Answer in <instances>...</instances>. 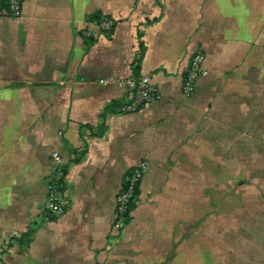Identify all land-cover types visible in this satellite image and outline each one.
I'll list each match as a JSON object with an SVG mask.
<instances>
[{"label":"crops","instance_id":"obj_1","mask_svg":"<svg viewBox=\"0 0 264 264\" xmlns=\"http://www.w3.org/2000/svg\"><path fill=\"white\" fill-rule=\"evenodd\" d=\"M199 51L208 74L185 96ZM142 76L160 100L119 113L125 81ZM53 153L67 206L45 220ZM142 161L137 207L117 231L123 178ZM0 264H264V0L0 11Z\"/></svg>","mask_w":264,"mask_h":264},{"label":"built area","instance_id":"obj_2","mask_svg":"<svg viewBox=\"0 0 264 264\" xmlns=\"http://www.w3.org/2000/svg\"><path fill=\"white\" fill-rule=\"evenodd\" d=\"M0 11L12 17H20L22 11V0H0ZM114 22L110 19H103L98 24L101 32L109 34L114 29ZM86 37L94 36L87 32ZM205 55L199 51L195 53L189 63V68L185 76L182 92L185 96L195 93L197 82L207 76L204 68ZM125 86L129 92V102L121 106L118 112L121 114H135L148 104L160 100L158 89L153 85L150 76L140 78H130L125 81ZM53 170L47 179V196L42 215L45 220H54L66 212L65 185L66 168L60 154L51 155ZM149 171V164L142 161L138 166L129 171L123 178L121 191L116 198L114 228L122 231L127 226L130 208L135 201L136 192L140 189L145 175Z\"/></svg>","mask_w":264,"mask_h":264},{"label":"trees","instance_id":"obj_3","mask_svg":"<svg viewBox=\"0 0 264 264\" xmlns=\"http://www.w3.org/2000/svg\"><path fill=\"white\" fill-rule=\"evenodd\" d=\"M89 21H97V22H99L100 18H99V16H92L91 18H89ZM79 161H80V158L75 160V162H79ZM65 175L67 176V172H66ZM138 197H139V190L136 192L135 201L131 205V208H130V214L131 215L129 216V218L127 220V225L130 223V221L132 219V214H133V212L135 211V209L137 207Z\"/></svg>","mask_w":264,"mask_h":264},{"label":"rangeland","instance_id":"obj_4","mask_svg":"<svg viewBox=\"0 0 264 264\" xmlns=\"http://www.w3.org/2000/svg\"><path fill=\"white\" fill-rule=\"evenodd\" d=\"M48 179V178H47ZM125 229V228H124Z\"/></svg>","mask_w":264,"mask_h":264}]
</instances>
